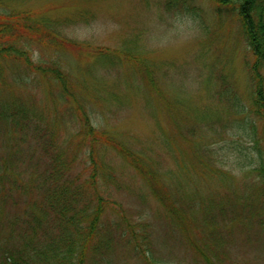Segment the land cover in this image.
<instances>
[{
    "label": "trees",
    "instance_id": "1",
    "mask_svg": "<svg viewBox=\"0 0 264 264\" xmlns=\"http://www.w3.org/2000/svg\"><path fill=\"white\" fill-rule=\"evenodd\" d=\"M16 1L0 0V264H264V0H213L244 84L209 51L179 99L140 51L92 47L89 62ZM165 5L200 18L190 1ZM134 106L152 141L118 127Z\"/></svg>",
    "mask_w": 264,
    "mask_h": 264
},
{
    "label": "rangeland",
    "instance_id": "2",
    "mask_svg": "<svg viewBox=\"0 0 264 264\" xmlns=\"http://www.w3.org/2000/svg\"><path fill=\"white\" fill-rule=\"evenodd\" d=\"M166 1L183 0H23L16 2L36 10L39 17H46L56 22L58 32L62 31L69 38L79 42V46L73 49L75 53L73 54L89 62L94 57L91 52L92 47L127 48V50L140 51L139 53L147 57L151 63L165 67L162 69L164 71L162 81L172 86L173 97L178 99L184 97L180 89L190 91L191 87H194L198 76L196 67L211 64V59L208 57L209 51L216 61V67L223 66L225 70L230 68L238 85L242 86L245 81L240 62L242 46L240 42L236 45L234 41L233 45L236 47L232 49L233 52L228 51L227 47L229 40L225 34L231 23L228 20L230 15L222 16L223 28L220 30L215 25L217 16L214 15L213 0H185L190 1L191 5L199 11L200 18L196 19L179 14L177 8H175L176 12L173 9H167ZM79 10L86 11L88 14L84 16L87 18L79 17L77 13L82 12ZM74 16H78V19ZM230 35L233 40L235 36L233 30ZM134 36H137L136 41L133 40ZM129 41H132V44H129ZM97 64L102 63L97 62ZM86 68L83 73L86 74L87 79L90 78L96 82L97 66L92 65ZM121 78V82L129 87H134L137 82L130 73L122 74ZM137 79L138 82L145 83L141 76L138 75ZM185 95L189 96L191 101L196 100L197 104H202L201 99L197 98L199 93L188 92ZM188 105L189 109L186 110L192 114V105L190 103ZM140 112L137 106L128 109L127 115L119 122L118 127L129 135L152 141L157 132L155 126ZM167 121V118H164L161 125L168 129ZM188 176L195 180L193 175ZM124 202L127 205L128 201ZM239 253L236 247L232 256L240 258ZM108 257L110 259L107 264H140L134 259L123 258L118 253Z\"/></svg>",
    "mask_w": 264,
    "mask_h": 264
}]
</instances>
